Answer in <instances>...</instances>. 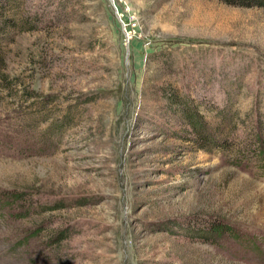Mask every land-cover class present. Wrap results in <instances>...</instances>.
I'll use <instances>...</instances> for the list:
<instances>
[{
    "label": "rangeland",
    "instance_id": "374dc122",
    "mask_svg": "<svg viewBox=\"0 0 264 264\" xmlns=\"http://www.w3.org/2000/svg\"><path fill=\"white\" fill-rule=\"evenodd\" d=\"M0 264H264V7L0 0Z\"/></svg>",
    "mask_w": 264,
    "mask_h": 264
},
{
    "label": "trees",
    "instance_id": "16d2710c",
    "mask_svg": "<svg viewBox=\"0 0 264 264\" xmlns=\"http://www.w3.org/2000/svg\"><path fill=\"white\" fill-rule=\"evenodd\" d=\"M223 1H225V2H228L229 4H232V5H244V6H251V5H255V6H257V5H259V6H263L264 7V0H223ZM7 28H11L9 25L7 26ZM5 31V30H4ZM5 74H3L2 76H1V78L2 79H4L5 78ZM6 81H5V86H8V85H10L11 83H13V80H12V77H11V79H5ZM25 93H27L28 94V92L26 91ZM29 94H33V92L31 91V92H29ZM170 94V93H169ZM173 97H175V94L173 95V96H168V98L170 99V100H172V99H175V98H173ZM178 102L179 100H172L171 102ZM176 102V103H177ZM49 209H51V208H49ZM54 238H55V236H54Z\"/></svg>",
    "mask_w": 264,
    "mask_h": 264
}]
</instances>
